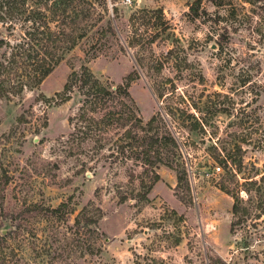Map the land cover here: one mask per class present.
<instances>
[{"label": "rangeland", "instance_id": "rangeland-1", "mask_svg": "<svg viewBox=\"0 0 264 264\" xmlns=\"http://www.w3.org/2000/svg\"><path fill=\"white\" fill-rule=\"evenodd\" d=\"M192 1L104 0L114 35L97 39L96 23L35 90L0 100V264H264V16L242 0H227L232 14L202 1L191 19ZM18 18L9 32L0 24L10 43ZM80 65L112 87L134 71L135 116L158 113L176 140L147 192L149 168L119 131L83 133L75 97L48 100ZM183 109L203 130L179 124ZM235 145L233 215L213 152Z\"/></svg>", "mask_w": 264, "mask_h": 264}, {"label": "trees", "instance_id": "trees-1", "mask_svg": "<svg viewBox=\"0 0 264 264\" xmlns=\"http://www.w3.org/2000/svg\"><path fill=\"white\" fill-rule=\"evenodd\" d=\"M202 1L212 4L216 9L225 10L229 6L227 0H193L188 5L189 18L199 16ZM103 2L104 0H0V24L5 25V30H12L11 21L16 17L21 21L19 41L10 43L0 33V100L11 101L13 97L19 98L25 91L35 90L64 56L87 37L88 31L97 25L96 23L99 26L93 33H96L97 39L104 38L107 33L114 35L108 19L101 24L102 12L106 11ZM242 2L255 7L259 10L258 13L264 16V0ZM97 6L99 11L95 9ZM229 8L226 13L232 14L231 6ZM135 77L136 73L133 71L126 77L124 84L112 87L94 77L85 65H80L78 70H72L66 76L61 89L48 100L62 104L72 96L75 97L78 103L76 119L83 123L80 127L83 133L93 125L106 133L112 129L119 131L134 159L139 161L144 169L149 168L147 185L141 183L147 192L158 179V175L151 168L163 162L171 166L169 162L162 161L160 148L174 147L177 143L168 129L160 132L161 118L158 113L147 122H141L135 116L127 92L128 83ZM170 88L174 90L173 85ZM161 91L162 89L153 90L157 99L161 98ZM180 114L189 121L184 122L182 119L179 124L190 131L203 130V122L195 119L193 113L183 109ZM21 119L19 116V120ZM69 122L71 120L68 119ZM212 149L215 151L214 146ZM117 150L121 152L123 148ZM213 159L226 167L218 187L226 193H231V212L236 215L241 211L239 198L237 191L230 190L228 184L234 181L235 174L240 170L242 160L238 145L222 155L213 152ZM3 184L4 182L1 186ZM59 207L60 205L52 209L53 212ZM235 224L237 221H232L230 228ZM1 248L2 245L0 251Z\"/></svg>", "mask_w": 264, "mask_h": 264}, {"label": "built area", "instance_id": "built-area-1", "mask_svg": "<svg viewBox=\"0 0 264 264\" xmlns=\"http://www.w3.org/2000/svg\"><path fill=\"white\" fill-rule=\"evenodd\" d=\"M125 1V3H128L129 2V0H124ZM216 169H217V167H215Z\"/></svg>", "mask_w": 264, "mask_h": 264}]
</instances>
